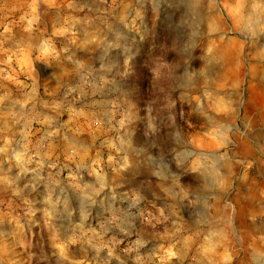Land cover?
I'll list each match as a JSON object with an SVG mask.
<instances>
[{"label": "clouds", "instance_id": "9594fccd", "mask_svg": "<svg viewBox=\"0 0 264 264\" xmlns=\"http://www.w3.org/2000/svg\"><path fill=\"white\" fill-rule=\"evenodd\" d=\"M99 3L107 5L101 11L107 33L90 36L89 43L99 49L94 61L76 58L67 45L58 46L57 38H66L69 29L45 33L35 15L14 41L15 50H9L8 62L20 58L31 83L25 85L23 98L0 95V116L5 121L0 131H7L10 124L21 137L16 141L13 136L0 146V191L20 197L23 189L17 186L18 179L31 171L43 180L40 173H47L49 186L42 203L57 213L56 223L63 222L65 228L75 225L68 241L53 245L57 264L69 261L67 248L78 242L93 250L90 264H128V260L132 264H264V209L250 215V231L238 235L235 206L224 199L230 180L224 168L232 148L245 138L264 144V124L241 118L243 96L235 94L239 86L229 85V90L221 92L217 75L225 59L221 45L231 46L233 35L250 45L257 65H264V0ZM145 45L154 53L150 64L140 65L145 69V88L130 89L128 83L137 76L136 62ZM42 80L55 81L59 92L43 102L46 110L37 108L43 101ZM43 87L47 94V84ZM184 102L203 120L202 131L212 147L197 144L181 123ZM64 111L72 121L58 125ZM80 117L101 139V147L107 150L104 156L100 151L92 155L94 145L69 140L70 124ZM57 147L79 172L68 169L67 177L61 179L59 172L52 171L67 168L58 156L53 159ZM12 168L19 169L15 177L8 175ZM129 178L135 183L130 185ZM50 185L60 189L62 196L54 199ZM119 190L127 193L123 207L105 208V199H115ZM153 200L161 206L157 216L149 213L148 223H163V237L138 231L137 239L122 254L117 250L120 241L103 239L110 228L130 236L134 221L146 219L142 206ZM24 204L23 219L31 223L36 212L27 199ZM97 208L107 212L105 222L99 232L85 231L84 222ZM52 211L44 212L46 219H52ZM13 220L14 231L0 227V264H18L15 247L24 225L19 214ZM3 222L0 211V225Z\"/></svg>", "mask_w": 264, "mask_h": 264}, {"label": "rangeland", "instance_id": "374dc122", "mask_svg": "<svg viewBox=\"0 0 264 264\" xmlns=\"http://www.w3.org/2000/svg\"><path fill=\"white\" fill-rule=\"evenodd\" d=\"M112 0H109L111 4ZM136 3V0H124V3ZM117 3H120V0H117ZM4 6V8H2ZM6 6L0 0V95L8 94L12 98H23L27 89L25 85L30 84L31 81L23 70L24 65H18L14 62L9 61V50L14 51V41L19 40L23 35L18 31L23 29L27 24V19L31 18L33 15L37 16L36 4L35 3H23L19 6V10L13 11L15 14L11 16L12 7ZM107 5H100L99 0H59V8L61 12L70 15V19L62 20V27H70L72 34L66 35L64 37H58V46H63V43H68L69 50L76 54V58H83L89 62L94 61L96 52L99 50L94 44L89 43L90 36L93 33L100 32L102 35L107 33L106 24L102 22L101 11ZM83 9V10H81ZM54 11V7L50 11ZM120 11V9H117ZM47 15L52 18V13L48 12ZM21 17H26L22 20ZM110 19V18H109ZM40 21H42L40 19ZM51 25L50 21L48 23ZM47 26L49 27V25ZM227 14H224V26L225 29L228 27ZM152 34L155 35V23L152 25ZM233 43L231 46L222 44L221 47L224 48L225 59L222 64L220 71L218 72L219 87L221 92L229 90V85L233 89H236L239 86V89L236 91V96L239 98L243 96V108L241 110L242 119H250L253 123L255 118L258 117L257 110L264 105V100L260 99L256 92L259 90L258 83L255 82L257 78L255 75L256 72V63L251 58V53L249 51L250 45L244 44L243 41L239 40L235 35L232 37ZM60 42V43H59ZM154 53L152 48L148 45L144 46L143 54L137 60V76L132 78L128 87L130 89L145 88V69L140 67L141 64H150L151 59ZM46 76L47 73L45 72ZM41 84H47L48 90L52 87L57 88L55 82L42 80ZM44 90L42 85L40 92ZM198 93H194L195 97ZM45 101H51V97ZM180 103L178 101V107ZM6 110V106L5 109ZM183 111L185 114V119L181 123L183 126L191 132L193 139L197 144L204 147H212L211 139L206 136L203 129V120L200 117L194 116L191 112V109L187 102L183 103ZM67 113L60 116L59 121L61 122H71V114ZM208 119H211L208 117ZM73 124H78L81 129V126L93 130L89 126V122L84 118L80 117L77 121L72 122ZM71 123V124H72ZM72 126V125H71ZM5 121L2 116H0V130L4 129ZM16 128H12L9 124L7 131H0V146L5 144L8 141L13 139L19 141V135L16 134ZM110 135V134H109ZM237 146L232 148L230 153V159L227 161L224 172L230 178L229 187L224 193V199L229 202L231 205V200L234 196L235 188L240 187V184L243 182L244 178H250L253 173L256 172L254 160H258L261 157H264V144L254 141L252 138L238 139ZM16 144V143H15ZM14 145V143H13ZM14 147V146H13ZM235 159L237 162L233 161ZM230 171V173H227ZM25 185H29L28 191L24 188ZM17 186L23 189L20 197H13L11 191H0V211L4 213V222L0 227H3L8 232L15 230V222L13 217L19 214L20 223L24 225L23 231L19 234L18 239L19 243L16 244L15 251L18 254V264H57L56 257L53 253L56 249L53 247L54 243H64L70 239L72 236L75 225H72L68 228H65L63 222L56 223L57 213L47 207L42 203V199L38 198L37 193L31 192L29 189L36 190V182L34 180H25L18 179ZM125 195L118 196L117 202L114 206L112 203L104 204V207L107 209H117L123 207ZM57 197V196H56ZM56 197H53L54 199ZM27 199L30 202V206L33 207L36 214L32 217L31 223H26L23 219L25 214L26 205L24 200ZM240 202L235 205V220H245V213L243 212L245 206L242 203V197H240ZM224 203V200L221 201ZM155 205V207L153 206ZM159 200H153L151 203L142 206L141 210L144 211L146 219L143 223H140L139 220H135L136 228L132 229V234L126 235L125 233L119 232L118 229L110 228L107 235L103 236L105 241L111 240L113 237L120 241L117 246V250L122 254L123 249L127 248L137 239V232L143 231L151 235L164 236L166 228L163 223H156L155 220L152 223H148L149 213L152 216H157V209L160 207ZM15 209V211H11ZM52 211V219H46L44 216L45 211ZM239 212H242L239 214ZM107 218V212L101 211V209H94L89 216V219L84 222V230L89 231L95 229L97 232L100 231V224L104 223ZM155 224V228H153ZM238 227V226H237ZM239 230H244L243 227H238ZM239 234H243L242 231H239ZM12 238H9L11 241ZM14 242V241H12ZM163 242V241H161ZM156 241L153 240L152 244H155ZM151 248V245H149ZM67 253L70 257L69 261L66 264H72L73 261L84 260L85 264H90L93 259L94 252L87 245H81L79 242L76 244H70L67 248ZM141 254H144L142 250ZM102 256L104 253L101 254ZM191 256V253L189 254ZM124 259L128 260L127 257ZM115 264V261H113ZM128 264H132L131 260H128Z\"/></svg>", "mask_w": 264, "mask_h": 264}, {"label": "crops", "instance_id": "0c3cea01", "mask_svg": "<svg viewBox=\"0 0 264 264\" xmlns=\"http://www.w3.org/2000/svg\"><path fill=\"white\" fill-rule=\"evenodd\" d=\"M2 2L5 5V7L11 5L10 7H12V12H10L9 10L8 12L12 13L11 14L12 17L15 15L13 11L19 10V6L22 5L23 3H28V2L35 3L37 6L36 7V11L38 13L37 16H39L40 19L42 20L40 21V28L42 31H44L45 33H53L57 29L68 28L69 31L66 33V35H69L70 33L72 34V30L70 27H62L63 26L61 24L62 20L70 19L71 16L66 15V13L61 12V9L59 8V0H46V2L45 0H2ZM53 7H54V11L53 10L50 11V9ZM2 8H4V6H2ZM48 12L52 13V16H53L52 18H50L47 15ZM49 21L51 25L48 24ZM47 24L49 25V27L47 26ZM21 31H23V29L20 28L18 33L19 32L21 33ZM63 45H67L69 47L70 44L68 45V43L64 42ZM12 62H14L15 64L17 63L20 66L24 65L20 58L14 59L12 60ZM256 68L258 69H256L257 74L255 76L257 78L255 79V82L259 84L258 85L259 90L256 92V95H258L260 99L264 100V65H257L256 63ZM40 95L43 98V101L40 103H37V108L39 110H46L43 107V102H47L45 101V99L46 100L48 99L46 97L53 98L54 96L59 95V92L57 91V88L55 90V88L52 87V89L48 90L47 94H45L44 90H42L40 92ZM65 113L67 112L64 111L63 114ZM256 114L258 115V117L255 118L254 124H264V105L263 104H262V107L259 110H257ZM57 123L58 125H63L66 122L58 121ZM76 125L78 124H73V123L70 124L72 131L68 133L69 140L73 144H77V145H80V144L94 145L95 150L92 153V155L95 154V151H100L101 155L104 156L107 150L101 147V139L97 138V134L93 130H90L89 128L81 126V129H80V127ZM33 127L38 129L39 125L34 124ZM39 135H40V132L37 131L36 136L38 137ZM19 138L21 139L20 136ZM33 139H35V137ZM261 139H264V134H261ZM13 146L16 147L17 144L14 143ZM60 152H61V147H57L53 153V159H55L58 156L59 160L63 161L67 165V168L61 166L58 169H54L52 171L59 172L61 179L67 177L68 169H71L73 172H79V170L75 169L74 165H72L69 161H67L65 156L61 155ZM233 161L237 162L235 159H233ZM254 163L256 165L255 166L256 172L253 173V175H251L250 178L243 179V182L240 184V187L235 188L234 196H233V199L231 200V205L235 206L237 203H241L240 197H242V203L245 206V208L243 209L244 210L243 212H246L245 213L246 217H245V220H242V221L241 219L235 220V223L238 227L245 228L244 230L240 229V231H242L243 233L250 231L249 229V224L251 223L249 219L250 215L257 214L261 209H264V157H261L258 160H254ZM34 166L35 165L33 164V165H30L29 167L31 168ZM101 167L103 168L104 165L101 164ZM4 169L5 170L8 169L7 162H5L4 164ZM105 171H107V168H105ZM18 172H19V169L12 168V170L8 173V175L10 177H15L18 174ZM227 173H230V171H227ZM40 175L44 176L45 179L40 180L38 177L35 176V173L31 171L23 175L22 178L20 179L21 180L22 179L34 180L36 182V190H33V189H29V190H31V192L33 193H37L39 196L38 198L42 199V197L47 195L49 182L47 181L46 172L42 171ZM109 175L112 176L113 180L116 179L114 174L109 173ZM128 183L131 185V184H134L135 181L129 178ZM50 187L53 193V197L62 196L60 189H58L55 185H50ZM24 188L26 189V191H28L27 187H24ZM120 194L122 196L125 194L127 195L125 190H119L117 195L120 196ZM105 203L106 204L112 203L113 206L115 204H118L117 196L115 199H113L111 196H108L104 201V204ZM241 213L242 212H239V214Z\"/></svg>", "mask_w": 264, "mask_h": 264}]
</instances>
